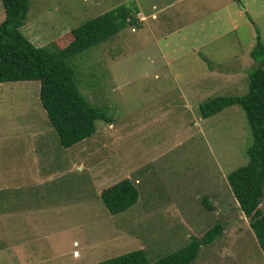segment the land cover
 Here are the masks:
<instances>
[{
	"label": "rangeland",
	"instance_id": "rangeland-1",
	"mask_svg": "<svg viewBox=\"0 0 264 264\" xmlns=\"http://www.w3.org/2000/svg\"><path fill=\"white\" fill-rule=\"evenodd\" d=\"M196 1L195 13L173 0H29L19 31L36 47L60 44L69 30L121 6L150 10L152 3L158 9L171 3L198 23L160 38L125 26L69 59L79 93L110 124L96 120L94 133L68 148L59 146L48 123L38 81L0 83V264H95L136 249L151 263L216 222L221 234L189 264H264L226 180L247 163L244 112L233 105L202 118L198 110L211 98L246 93L247 71L256 66L249 57L255 30L264 43V0ZM3 17L0 0V22ZM173 26L174 19L166 24ZM199 26L211 40L205 66L217 67L218 80L233 85L207 81L188 99L183 84L197 80L199 67L187 35L194 38ZM218 48L233 53L232 60H222ZM174 55L179 60L171 62ZM182 98L193 107L185 108ZM122 179L139 195L110 215L99 193ZM258 209L264 214V188Z\"/></svg>",
	"mask_w": 264,
	"mask_h": 264
},
{
	"label": "trees",
	"instance_id": "trees-1",
	"mask_svg": "<svg viewBox=\"0 0 264 264\" xmlns=\"http://www.w3.org/2000/svg\"><path fill=\"white\" fill-rule=\"evenodd\" d=\"M29 0H1L4 17L0 22V83L38 81V98L58 144L68 148L90 137L94 122L110 119L90 106L77 89L69 59L106 41L125 26L140 27L137 8L121 6L90 18L58 38L60 44L36 47L19 31L23 26ZM249 56L256 66L247 71V91L240 96H217L198 105L202 118L238 105L251 135L245 149L247 163L226 175L228 187L240 212L248 219L256 242L264 256V214L258 209L264 188V43L257 30ZM136 186L128 179L103 189L99 199L110 215L135 204ZM223 228L216 222L197 239L191 237L183 248L154 262H148L142 249H136L95 264H189L201 245L218 237Z\"/></svg>",
	"mask_w": 264,
	"mask_h": 264
},
{
	"label": "crops",
	"instance_id": "crops-1",
	"mask_svg": "<svg viewBox=\"0 0 264 264\" xmlns=\"http://www.w3.org/2000/svg\"><path fill=\"white\" fill-rule=\"evenodd\" d=\"M176 1L177 3H188L191 7H189V9L195 11L197 10V1L196 0H173ZM212 3L210 2V0H202L201 1V5H206L209 6ZM172 4L171 3H166L163 4L160 9L157 8V6L152 3L150 10H139L137 8V18L140 21V29L142 28H146L148 31H153L155 34H158L159 38L162 36H166L167 33H171V31H173L174 29L178 30L180 29V26H185L187 22L190 23H198V20H189L186 16H180L178 15L179 12H175L172 10ZM193 7V9H192ZM207 9V8H206ZM246 10V8H245ZM164 11L170 12L172 14H163ZM172 19H174V24L176 26H173L171 28H167L166 24L169 23ZM148 22H151L148 24ZM181 23V24H179ZM132 29V28H131ZM175 30V31H176ZM203 30L202 34H199V32H201ZM204 31H206V29H202V27L199 26V28L196 29V33H195V37L193 38L192 35L188 36L187 38L189 39V45H187V48H190L189 50V54L192 55L193 57V62H195V64H198L199 67V71L195 72L193 75H195V79L197 80H193L192 82L183 84L184 85V89L188 90L190 93H187V97L188 99H195L197 96L194 95L197 92L195 91H199L201 92L202 89L205 86V83H207V81H212L213 83H215L218 86H222L225 85L224 87H231L233 84H231L230 86H228L227 84H229L228 82H226L225 84L222 83L220 80H218V77L220 75H218L220 72L217 71V67H214L212 69L213 72H211L204 64V62H206V60L208 58H211V52L206 51L210 48L211 45V40L208 36V33H205ZM153 34H149V38L153 39V37L151 36ZM203 37V38H201ZM144 40H146L145 38H143ZM222 41H218V43L215 45L216 47H219L221 45ZM207 45V46H206ZM214 53H219L220 55L223 54L222 60L225 59L227 56L231 59L233 58L232 54L233 53H225L223 50L221 49H215ZM250 57V56H249ZM229 59V60H230ZM179 60V56L178 55H174L171 58V62H175ZM232 60V59H231ZM227 69V71L225 70ZM224 69H222L221 71H225V72H231L228 71V68L225 67ZM218 72V73H217ZM228 77H233L232 75H228ZM231 83V82H230ZM210 85V84H209ZM208 85V86H209ZM194 93V94H192ZM181 103L185 106V108H192L193 106L191 105V101H186L185 98H182ZM196 104V101H195ZM159 107V106H157Z\"/></svg>",
	"mask_w": 264,
	"mask_h": 264
}]
</instances>
